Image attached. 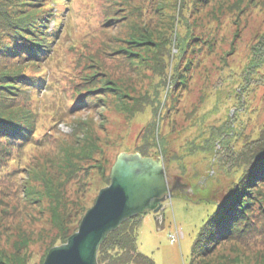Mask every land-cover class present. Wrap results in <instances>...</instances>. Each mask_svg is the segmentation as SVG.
Segmentation results:
<instances>
[{"label": "rangeland", "instance_id": "obj_1", "mask_svg": "<svg viewBox=\"0 0 264 264\" xmlns=\"http://www.w3.org/2000/svg\"><path fill=\"white\" fill-rule=\"evenodd\" d=\"M52 4L66 18L49 24L55 30L62 21L61 42L45 64L26 71L43 73L45 84L27 93L20 86L7 101L8 112L31 114L32 138L44 144L0 160V253L44 264L64 229L77 232L118 156L147 148L191 189L145 215L140 251L156 264H192L193 245L230 187L251 166L249 178L264 167V153L257 154L264 146V0ZM6 61L0 74L18 63ZM6 142L0 134V146ZM262 210L255 206L250 233L202 261L264 264Z\"/></svg>", "mask_w": 264, "mask_h": 264}, {"label": "trees", "instance_id": "obj_2", "mask_svg": "<svg viewBox=\"0 0 264 264\" xmlns=\"http://www.w3.org/2000/svg\"><path fill=\"white\" fill-rule=\"evenodd\" d=\"M5 1H10L11 6L7 10L4 9V4L0 5V60L5 61L2 62L4 65H0V67L2 69L8 68V61H6L8 56L16 58L18 63L11 66L14 71L6 70L0 74V94L6 99L5 102L0 103V134L5 136L7 141L4 144L5 146H0V160L6 158L5 155L10 156L15 148L21 149L25 144L35 143L37 140L39 145L44 144L38 138H32L34 124L31 121V114L27 113L23 117L20 116L18 110L8 112L10 104L7 101L13 100L18 95L14 89H18L20 86H24L25 89L23 90L27 93L31 88H40L45 84V79L41 77L43 73H28L26 72L27 67L40 68L45 64V59L55 54L57 45L61 42L59 37L62 36L59 33L62 21L55 24V30L52 24V30H50L49 24L52 20L61 19L62 16V20H66L64 15L56 10L55 4L50 5L54 0ZM18 91L20 90L18 89ZM78 103L82 104V99ZM155 139L159 141L157 137ZM135 153H140L144 157H156L151 155L147 148H141ZM260 153H264V146L257 154ZM17 161L19 167H21L22 159L18 158ZM165 161L166 159H164V163ZM26 167L24 165L21 169L24 171ZM165 168L167 174L170 175L167 164ZM251 168L254 167L251 166ZM248 172L239 181V184L235 185L233 189L230 187L229 193H226L225 199L222 201L223 203L217 205V209L202 227L193 245L192 264H213L207 260L205 262L202 260L211 255L221 243L236 240L246 232H251L254 223L251 220L255 214L254 208L255 206H264V194L258 186L256 189L254 186L255 183H261V186H264V167L257 169L251 178L248 177ZM14 174L12 173V175ZM68 175L71 177L76 176V168H70ZM110 182L111 180L107 185ZM147 213L127 220L108 236L99 250V264H156L151 257L142 253L139 248V234ZM55 214L58 217L56 211ZM58 219H60V216ZM63 221L61 219L58 224H64ZM78 224H80V221ZM69 233L68 226L63 230L62 243L68 240ZM8 259L0 253V264H20L19 258L11 260V262Z\"/></svg>", "mask_w": 264, "mask_h": 264}, {"label": "water", "instance_id": "obj_3", "mask_svg": "<svg viewBox=\"0 0 264 264\" xmlns=\"http://www.w3.org/2000/svg\"><path fill=\"white\" fill-rule=\"evenodd\" d=\"M110 180L77 232L53 247L44 264H99L101 245L124 222L146 212H159L166 201L189 196L182 188L191 189L181 176L167 174L162 157H144L140 153H121Z\"/></svg>", "mask_w": 264, "mask_h": 264}, {"label": "built area", "instance_id": "obj_4", "mask_svg": "<svg viewBox=\"0 0 264 264\" xmlns=\"http://www.w3.org/2000/svg\"><path fill=\"white\" fill-rule=\"evenodd\" d=\"M172 242H176L177 237L175 235L171 236Z\"/></svg>", "mask_w": 264, "mask_h": 264}, {"label": "flooded vegetation", "instance_id": "obj_5", "mask_svg": "<svg viewBox=\"0 0 264 264\" xmlns=\"http://www.w3.org/2000/svg\"><path fill=\"white\" fill-rule=\"evenodd\" d=\"M182 189H183V192H185L186 195H189V194H188V190H189V189H186V188H182ZM179 193H180V192H178V194H179Z\"/></svg>", "mask_w": 264, "mask_h": 264}]
</instances>
